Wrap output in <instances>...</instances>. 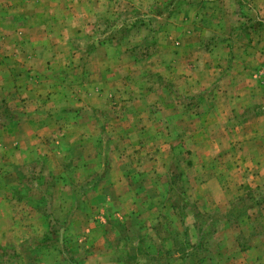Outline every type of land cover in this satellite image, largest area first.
<instances>
[{"label": "rangeland", "instance_id": "1", "mask_svg": "<svg viewBox=\"0 0 264 264\" xmlns=\"http://www.w3.org/2000/svg\"><path fill=\"white\" fill-rule=\"evenodd\" d=\"M0 264H264V0H0Z\"/></svg>", "mask_w": 264, "mask_h": 264}]
</instances>
